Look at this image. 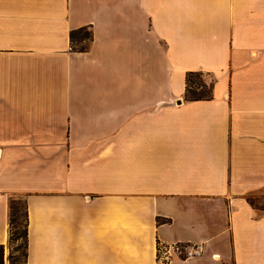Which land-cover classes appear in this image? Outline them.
Segmentation results:
<instances>
[{
	"label": "crops",
	"instance_id": "1",
	"mask_svg": "<svg viewBox=\"0 0 264 264\" xmlns=\"http://www.w3.org/2000/svg\"><path fill=\"white\" fill-rule=\"evenodd\" d=\"M12 198L24 264H264V0H0L7 250Z\"/></svg>",
	"mask_w": 264,
	"mask_h": 264
},
{
	"label": "trees",
	"instance_id": "2",
	"mask_svg": "<svg viewBox=\"0 0 264 264\" xmlns=\"http://www.w3.org/2000/svg\"><path fill=\"white\" fill-rule=\"evenodd\" d=\"M92 31L87 26H83L71 31L72 42L80 48H86L87 46H78L77 41L91 39ZM210 75L211 78H208ZM215 77L211 72L202 69L189 70L186 73V89L184 98L186 100L197 99H210L213 97V88L215 84ZM21 214L25 217V239L27 245L28 234V211L27 203L23 198H12L10 201V236L9 241L13 238L12 226L15 222H20ZM18 232V231H16ZM18 237V236H16ZM5 248L4 244L0 243V262H4Z\"/></svg>",
	"mask_w": 264,
	"mask_h": 264
},
{
	"label": "rangeland",
	"instance_id": "3",
	"mask_svg": "<svg viewBox=\"0 0 264 264\" xmlns=\"http://www.w3.org/2000/svg\"><path fill=\"white\" fill-rule=\"evenodd\" d=\"M78 46H87L89 40H81L76 43ZM208 78H211L210 75ZM25 217L21 214L20 222H15L12 226L13 238L8 243V252L4 255V258L9 261V264H24L26 254V239H25ZM18 231V232H16ZM18 236V237H16ZM7 247V246H6Z\"/></svg>",
	"mask_w": 264,
	"mask_h": 264
},
{
	"label": "built area",
	"instance_id": "4",
	"mask_svg": "<svg viewBox=\"0 0 264 264\" xmlns=\"http://www.w3.org/2000/svg\"><path fill=\"white\" fill-rule=\"evenodd\" d=\"M204 251L203 243L191 242H173V243H160L158 245V255L160 259H169L171 256L176 255L183 258L200 255Z\"/></svg>",
	"mask_w": 264,
	"mask_h": 264
}]
</instances>
